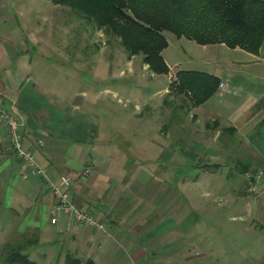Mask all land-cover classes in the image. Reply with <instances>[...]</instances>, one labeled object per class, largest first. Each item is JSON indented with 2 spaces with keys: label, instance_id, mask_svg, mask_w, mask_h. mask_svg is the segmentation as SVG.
Masks as SVG:
<instances>
[{
  "label": "crops",
  "instance_id": "0c3cea01",
  "mask_svg": "<svg viewBox=\"0 0 264 264\" xmlns=\"http://www.w3.org/2000/svg\"><path fill=\"white\" fill-rule=\"evenodd\" d=\"M5 21L0 16V102L22 122L23 145L49 180L58 184L61 175L68 176L70 201L105 219L108 233L70 224L64 213L50 223L51 194L31 166L14 156L0 121V197L7 196L5 172L11 186L17 177H31L36 188L26 207L28 228H50L54 240L67 244L64 256L96 264H264V39L257 52H249L184 37L192 49L206 53L185 70L212 74L219 85L203 103L187 107L192 127L163 123L158 169L151 173L131 162L136 153L123 150L134 148L137 135L101 127L97 115L77 105L69 111L55 101L35 64L36 40ZM73 84L81 86L80 94L95 95L84 82ZM103 91L117 96L115 89ZM133 114L142 116L141 110ZM185 129L192 134L188 146L181 145ZM228 148L235 154L234 168L225 167ZM199 178L205 203L180 206L196 197Z\"/></svg>",
  "mask_w": 264,
  "mask_h": 264
},
{
  "label": "rangeland",
  "instance_id": "374dc122",
  "mask_svg": "<svg viewBox=\"0 0 264 264\" xmlns=\"http://www.w3.org/2000/svg\"><path fill=\"white\" fill-rule=\"evenodd\" d=\"M0 13L7 25L11 22L15 24L14 31L21 35L28 32L36 40L35 64L41 67L38 69L43 79L54 91L55 101L66 110L70 111L77 105L81 110L97 115L101 127L123 128L127 136L137 135L136 143L131 146L134 148L123 147V150L136 153L137 158L131 162L138 164L137 167L156 173V156L160 149L158 134L163 123L165 126L178 123L186 128L192 127L190 118L185 114L189 106L185 102L186 97L179 96L171 82L177 70L190 69L203 61L206 53L199 48L192 49L193 45L184 37L163 31L168 44L162 55L169 73L157 75L147 68L142 53L127 57L119 37L110 29L97 27L82 12L67 4L54 3L53 0H0ZM36 72L39 75V71ZM75 82H84L85 87L92 89L96 96L92 93L80 94L81 86L73 84ZM104 88L115 89L117 96L105 93ZM96 90L100 93L97 94ZM136 110H141V117L133 114ZM136 130L138 132L134 133ZM180 136L181 145L191 143L189 129H185ZM141 142L144 145H140ZM231 152L223 156L229 159L226 168L235 167L232 162L235 154ZM195 170L200 173L199 168ZM183 172H186L184 166ZM4 177L7 196L0 197V264H13L6 258L18 247L38 264H65L63 252L67 244L54 240V232L48 227L28 228L31 212L26 207L32 202L36 188L31 177H17L14 186L7 182V172ZM202 180L199 178L195 185L196 197L190 196L181 186L190 200H182L180 206L205 203ZM2 201L6 202L3 207ZM203 248V245H198L197 251H203ZM213 251L218 253L215 247Z\"/></svg>",
  "mask_w": 264,
  "mask_h": 264
},
{
  "label": "trees",
  "instance_id": "16d2710c",
  "mask_svg": "<svg viewBox=\"0 0 264 264\" xmlns=\"http://www.w3.org/2000/svg\"><path fill=\"white\" fill-rule=\"evenodd\" d=\"M82 12L97 27L105 26L120 39L127 57L142 53L154 74H168L162 56L167 46L163 31L198 44L223 43L257 52L264 39V0H53ZM173 90L189 106L203 103L217 89L216 76L197 70H177ZM185 103V104H186ZM13 264H38L21 248L6 258ZM65 264H96L65 254Z\"/></svg>",
  "mask_w": 264,
  "mask_h": 264
},
{
  "label": "built area",
  "instance_id": "2783aa9c",
  "mask_svg": "<svg viewBox=\"0 0 264 264\" xmlns=\"http://www.w3.org/2000/svg\"><path fill=\"white\" fill-rule=\"evenodd\" d=\"M0 121L8 135L9 147L14 156L20 160L22 165L29 164L31 166V174L44 182L51 194L52 203L49 215L50 223H57L59 215L64 213L70 224H86L107 234L108 226L105 219L97 218L93 211L77 208L70 201L68 195L70 178L68 176L61 175L58 184L49 180L45 168L41 167L36 162L32 152L26 149L23 145V137L21 133L22 122L16 115L11 113L2 102H0Z\"/></svg>",
  "mask_w": 264,
  "mask_h": 264
}]
</instances>
